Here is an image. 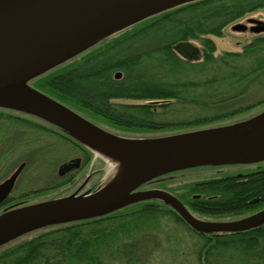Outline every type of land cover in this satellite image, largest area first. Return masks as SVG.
<instances>
[{
  "label": "trees",
  "instance_id": "obj_1",
  "mask_svg": "<svg viewBox=\"0 0 264 264\" xmlns=\"http://www.w3.org/2000/svg\"><path fill=\"white\" fill-rule=\"evenodd\" d=\"M260 9L264 0L182 4L98 41L28 84L94 123L130 132L168 135L209 127L264 103V34L218 56L211 38ZM181 41L199 42L196 60L173 50ZM1 112L0 118H37ZM60 137L89 158L88 148ZM175 172L148 182L160 180L161 185ZM184 187L217 195L190 199L177 194L194 216L242 218L264 208V165L245 176ZM0 264H264V222L242 231L197 232L170 205L145 199L105 215L27 232L0 246Z\"/></svg>",
  "mask_w": 264,
  "mask_h": 264
},
{
  "label": "water",
  "instance_id": "obj_2",
  "mask_svg": "<svg viewBox=\"0 0 264 264\" xmlns=\"http://www.w3.org/2000/svg\"><path fill=\"white\" fill-rule=\"evenodd\" d=\"M192 1L196 0H0V94L18 87L27 90L26 95L1 99L0 108L42 119L94 154L115 163L116 158L129 162L134 170V174L111 195L100 192L115 176L108 184L93 191L5 207L0 212V246L44 226L105 215L145 199H159L170 205L197 232L242 231L264 222V208L235 220L208 221L194 216L165 190H138L149 180L170 172L264 161V110L240 121L188 132L128 137L101 128L28 84L29 80L98 41L153 14ZM247 21L255 24L249 28L254 32L264 30L260 21ZM245 28L242 23L231 27L235 31ZM91 38L94 39L82 44ZM172 47L187 60H196L200 53L193 41H181ZM120 75L115 72L114 77ZM78 163V158L63 163L59 173ZM23 165L20 163L0 183V202L10 191Z\"/></svg>",
  "mask_w": 264,
  "mask_h": 264
},
{
  "label": "rangeland",
  "instance_id": "obj_3",
  "mask_svg": "<svg viewBox=\"0 0 264 264\" xmlns=\"http://www.w3.org/2000/svg\"><path fill=\"white\" fill-rule=\"evenodd\" d=\"M248 19H255L258 20L264 25V9H260L251 13L246 14L239 20L235 21L232 24H229L224 28V33L221 37H211L212 40L215 43V56H218L223 51H238L241 49V46L248 41H250L253 37L264 34L263 31L254 32L253 30L249 29L252 25H255L253 23H248ZM236 23H242L246 25V28L244 31H235L232 30L231 27L233 24ZM195 45L198 47L200 46L199 42L193 41ZM200 48V47H199ZM119 102H127V103H133V102H140V101H134L129 99H118ZM142 102V101H141ZM264 110V103L260 105H256L250 110L241 113L239 115L234 116L233 118H230L229 120H225L223 122H220L218 124L209 126H218L222 124H228L236 121H240L246 118H249L251 116H254ZM1 112V111H0ZM1 114L5 115H11V116H27L26 114H22L19 112H15L13 110H3ZM30 117V116H28ZM32 118V117H31ZM96 125L100 126L101 128L117 135L121 136H128V137H150L153 135H159L160 134H151V133H136V132H130L126 131L120 128L113 127L109 124L103 123V122H97L95 121ZM206 128V127H204ZM202 129V128H198ZM197 130V129H193ZM192 131V130H188ZM188 131H182V132H188ZM177 132V131H174ZM180 132V131H179ZM178 132V133H179ZM181 132V133H182ZM0 133H2L4 136L10 138L11 143H15L16 145L18 140H28L32 139V142L35 141L32 145L30 143H25L23 146H16L14 149L11 150L10 154L11 156H6L5 160L7 162H11L12 160H16L15 163L9 162L8 165L5 167V170L2 171L0 169V181H2L4 178H6L11 171L18 165L20 161L23 159L27 162V168L25 171H23L20 176L18 177L16 181V190L13 192V195H17L18 193H29L36 191L39 186L43 183H46L48 181L47 176L50 175L52 169L53 173L55 174V171L58 167V164L62 161L68 160L69 158L80 156L84 152L79 151L78 148H76L73 144L65 142L66 140L62 139L60 136H56V139H53L54 137H49L47 135H44L40 132H36L32 129H24L21 125H19L16 122L13 121H7L2 122L0 120ZM1 148V146H0ZM39 149V150H38ZM91 152V151H90ZM23 154V155H22ZM85 154V153H84ZM86 155V154H85ZM23 156V157H21ZM56 161V163H55ZM255 164V163H254ZM248 165V164H239V165H226L224 167H205V168H198V169H190L185 171H178L170 176L166 177L164 180L165 182L161 184L164 188L171 191L172 193H179L180 189L184 187L187 184L198 182V181H204L212 178L213 176H216L218 174H221L220 172H227V173H242L246 172L248 170H252L256 166H263L264 163H256L255 165ZM96 171V174L91 176L89 178L88 183H86L85 186L79 188L83 189L85 187H90L89 191H93L97 188L103 187L106 184H108L115 176L116 174V163L114 161H110L107 158H104L102 155L94 154L93 152L90 153L87 164L82 168L80 172V176L74 181L72 185L70 184H64L60 187H58V190L53 193L52 192L48 194H39L35 197V200L40 201L48 198H51L55 196H64L72 193L82 182V180L87 178V175L91 174V172ZM158 182V180H157ZM142 186V185H141ZM80 190V193L82 192ZM79 194V192L77 193ZM200 217V216H199ZM201 219V218H200ZM205 220L206 218H202V220ZM239 219V218H236ZM209 221H214L210 219H206ZM230 221L235 219H220L215 221ZM188 244V242H187Z\"/></svg>",
  "mask_w": 264,
  "mask_h": 264
},
{
  "label": "flooded vegetation",
  "instance_id": "obj_4",
  "mask_svg": "<svg viewBox=\"0 0 264 264\" xmlns=\"http://www.w3.org/2000/svg\"><path fill=\"white\" fill-rule=\"evenodd\" d=\"M0 120L2 122H4V121L5 122H7V121L16 122L19 125H21L22 128H24V129L35 130L36 132H40V133H42L44 135H47V136H49L51 138L54 137L53 139H56V136H59V135L60 136H67L60 129H58V127H56V126H54V125H52L50 123H47L46 121H44L42 119H39V118H31V117H18V118L9 117L8 118V117H2V118H0ZM23 121L32 122V123H35V125L31 124V125L27 126L25 123H23ZM9 140H10L9 137H6L2 133H0V146H1V148H0V169H2V171L5 170L6 166H9L8 163L10 161L6 163L5 157L8 156V155L11 156L10 154H12V153H10V152H11L12 149H14L16 146H20L22 144L24 146L25 143H30L32 145L35 142V141L32 142V139H28V140L23 139V140H18V142H17L18 145H16L15 143H11ZM65 142L70 143L68 141H65ZM21 157H23V156H21ZM73 158H78L79 159L78 165L76 167H74V168H72V169H70L68 171H65V172L60 174L59 173L60 165H62L63 163L68 162L69 160H71ZM15 161L16 160L14 159L11 162L15 163ZM87 161H88V156H86L84 153L81 154L80 156H75V157L69 158L68 160L62 161L61 163L58 164V167H57V169L55 171V174L53 173V169H52L50 175L47 176V177H49L48 181H46V183L41 184L36 191L29 192V193L20 192L17 195H13V192H15V190L17 188L16 181H17L18 177L20 176V174L23 171L26 170V168L28 166L26 160L23 159L22 161H20L18 163V165L20 163H22V162L24 163L22 169L20 170L19 174L17 175V177H16V179H15V181H14V183H13L11 189H10V191L7 193L5 198L0 202V212H2V210L5 207H8L10 205H15V204L16 205H25V204H31V203H36V202L47 200V199H44V200L37 201V200H35V197L37 195L43 193V192H44L43 194H45V195L50 193V192H52V195H53V193H55L58 190V187H60V186H62L64 184L72 185L74 183V181L80 176V172H81L82 168L87 164ZM55 163H56V161H55ZM253 164H248V165L250 166V165H253ZM232 165H239V164H232ZM17 166L11 171V173L17 168ZM224 166H226V165H216L214 167H224ZM205 167H199V168H205ZM255 168H253V169H255ZM193 169H198V168H193ZM250 171L251 170H248V171L242 172V173H239V172H237V173L220 172L221 174L213 176L210 179H220V178L233 177V176L240 177V176H245ZM94 174H96L95 170L93 172H91V174L87 175V178L85 180L83 179L82 182H80L78 187L72 193H74V192L75 193H78V192L80 193L81 189H79V188L85 186L86 183H88L89 178L91 176H93ZM9 175L7 177H9ZM6 178H4L3 180H5ZM164 178H163V180H164ZM2 181H0V183ZM158 182H157V180L150 181L148 183L143 184L141 187L138 188V190H146V189H152V188L162 189V190H165V191L173 194L179 201H181V200L178 198V195H185V198L188 197L190 199H199V198H201L204 195H205L206 198H214V197L216 198V196H217L215 194L206 195V193L204 191H198V190H197L196 193H190L186 187H182L180 189L179 193H172L171 191H169L166 188H164L163 185L162 186L158 185L157 184ZM162 182L164 183L165 181H162ZM89 190H90V187H85L81 191L84 192V191H89ZM56 197H58V196H55V198ZM52 198H54V197H52ZM48 199H51V198H48ZM229 218L230 217H222V218H216V219H229ZM208 219H211V218H208Z\"/></svg>",
  "mask_w": 264,
  "mask_h": 264
},
{
  "label": "bare ground",
  "instance_id": "obj_5",
  "mask_svg": "<svg viewBox=\"0 0 264 264\" xmlns=\"http://www.w3.org/2000/svg\"><path fill=\"white\" fill-rule=\"evenodd\" d=\"M98 36H96V37H98ZM96 37H94V38H96ZM94 38L88 39V40L84 41L82 44H84L85 42L92 40ZM19 94H25L26 95L27 90H25L22 87H18L16 89L12 90L11 92L0 94V100L3 98L6 99V98H11V97L17 98L19 96ZM115 161H116L115 178L112 180L110 185L105 187V189L100 192L106 196L111 195L114 192H117L119 187L121 186V184L124 183L123 181L134 174V170L131 168V165L129 164V162L124 163L121 159H118V158H116ZM134 169H136V168H134Z\"/></svg>",
  "mask_w": 264,
  "mask_h": 264
},
{
  "label": "crops",
  "instance_id": "obj_6",
  "mask_svg": "<svg viewBox=\"0 0 264 264\" xmlns=\"http://www.w3.org/2000/svg\"><path fill=\"white\" fill-rule=\"evenodd\" d=\"M234 25V24H233Z\"/></svg>",
  "mask_w": 264,
  "mask_h": 264
}]
</instances>
